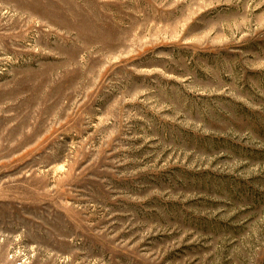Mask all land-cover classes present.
<instances>
[{
    "label": "rangeland",
    "instance_id": "1",
    "mask_svg": "<svg viewBox=\"0 0 264 264\" xmlns=\"http://www.w3.org/2000/svg\"><path fill=\"white\" fill-rule=\"evenodd\" d=\"M0 264H264V0H0Z\"/></svg>",
    "mask_w": 264,
    "mask_h": 264
}]
</instances>
